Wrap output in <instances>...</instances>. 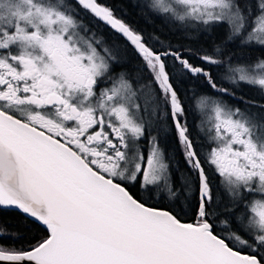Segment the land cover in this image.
Returning a JSON list of instances; mask_svg holds the SVG:
<instances>
[{
	"label": "snow or ice",
	"instance_id": "1",
	"mask_svg": "<svg viewBox=\"0 0 264 264\" xmlns=\"http://www.w3.org/2000/svg\"><path fill=\"white\" fill-rule=\"evenodd\" d=\"M128 6L0 0V264H264V0Z\"/></svg>",
	"mask_w": 264,
	"mask_h": 264
},
{
	"label": "trees",
	"instance_id": "2",
	"mask_svg": "<svg viewBox=\"0 0 264 264\" xmlns=\"http://www.w3.org/2000/svg\"><path fill=\"white\" fill-rule=\"evenodd\" d=\"M125 5H126V7H128V11H129L130 15L132 16V18L135 21H137L138 23L145 25L144 26L145 28L148 27L149 28L148 31H158L159 29L164 28V25L159 20H154L150 23H146L135 10H133L130 6H128V0H125ZM164 30L167 31V29H164ZM201 43H204V45L210 49V47H211V39L210 38L202 39ZM193 46H196V45L194 44ZM257 52H250V53H247L246 55H250L251 53H253V57L260 56L259 53H257ZM262 55H264V54H262ZM137 63L138 62L135 59H133V62H132V66L134 68L133 70H135V68L137 67ZM246 93L249 96L255 97L254 94H252L250 92H246ZM189 119L191 120V117ZM2 222L5 225H7L9 231H15V232L22 233V234L26 233L27 225L30 224V221H27L24 217H22L19 213H16V212H10L8 214L3 215ZM33 232H34V230H33ZM28 234L31 235L33 233H28ZM0 244H3V246H5V247H17V248H19L22 246V243L15 244L11 241H0Z\"/></svg>",
	"mask_w": 264,
	"mask_h": 264
},
{
	"label": "flooded vegetation",
	"instance_id": "3",
	"mask_svg": "<svg viewBox=\"0 0 264 264\" xmlns=\"http://www.w3.org/2000/svg\"><path fill=\"white\" fill-rule=\"evenodd\" d=\"M83 15V14H82ZM133 19V18H132ZM84 23L85 24H87V25H89V27H91L92 28V30L93 31H95V32H97V34L98 35H100V34H104L105 35V38L107 39V32H106V29H105V27H104V25L103 24H100L98 27H95V26H93V24L92 23H90L89 22V20L85 17V19H84ZM138 25L140 26V27H143V28H145L144 26L145 25H143V24H141V23H138ZM145 29H147V30H149V28L148 27H146ZM257 53H259V55L261 56L262 54H261V52H257ZM133 57H129V60H130V64L128 65V67H127V71L128 72H133L134 70V68H133V66H132V62H133ZM247 92V91H246ZM253 94V93H252ZM254 96L256 97V92L254 93Z\"/></svg>",
	"mask_w": 264,
	"mask_h": 264
},
{
	"label": "rangeland",
	"instance_id": "4",
	"mask_svg": "<svg viewBox=\"0 0 264 264\" xmlns=\"http://www.w3.org/2000/svg\"><path fill=\"white\" fill-rule=\"evenodd\" d=\"M250 55L253 56V53H251ZM243 90L244 91H247V92H250V93H253V94L255 93V90L248 89L247 87H245ZM207 119L208 120H211L212 119V116L209 114L208 117H207Z\"/></svg>",
	"mask_w": 264,
	"mask_h": 264
}]
</instances>
